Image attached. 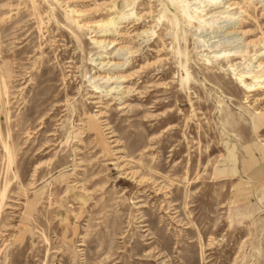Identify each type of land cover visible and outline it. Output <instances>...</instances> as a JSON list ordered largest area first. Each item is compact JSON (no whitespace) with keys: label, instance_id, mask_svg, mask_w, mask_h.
<instances>
[{"label":"rangeland","instance_id":"rangeland-1","mask_svg":"<svg viewBox=\"0 0 264 264\" xmlns=\"http://www.w3.org/2000/svg\"><path fill=\"white\" fill-rule=\"evenodd\" d=\"M0 264H264V0H0Z\"/></svg>","mask_w":264,"mask_h":264}]
</instances>
